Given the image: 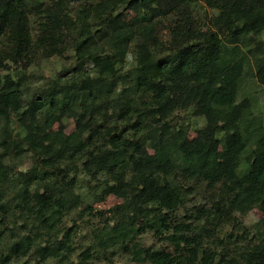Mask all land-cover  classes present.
I'll return each instance as SVG.
<instances>
[{
	"label": "trees",
	"instance_id": "16d2710c",
	"mask_svg": "<svg viewBox=\"0 0 264 264\" xmlns=\"http://www.w3.org/2000/svg\"><path fill=\"white\" fill-rule=\"evenodd\" d=\"M203 1L214 11L205 21L200 0H0V121L17 151L34 157L16 186L0 134V242L12 204L26 202L57 228L74 190L103 177L85 200L113 194L122 203L95 234L133 261L264 264V100L245 91L250 77L264 89V0ZM69 55L65 77L30 91V66ZM254 209L263 216L252 242L228 235L220 250L202 245ZM148 231L175 251L145 245ZM69 248L59 239L41 252ZM68 264H92L90 250Z\"/></svg>",
	"mask_w": 264,
	"mask_h": 264
},
{
	"label": "rangeland",
	"instance_id": "374dc122",
	"mask_svg": "<svg viewBox=\"0 0 264 264\" xmlns=\"http://www.w3.org/2000/svg\"><path fill=\"white\" fill-rule=\"evenodd\" d=\"M52 0H48L49 3ZM200 4L196 7L197 15H200L202 21H205V12L207 11L209 17L214 14V11L207 6V4L200 0ZM203 5V6H201ZM132 15L131 11L125 12L126 19H129ZM209 19V18H208ZM208 21V20H207ZM130 56V60H131ZM75 65L74 58L69 55L66 56H54L49 58H41L30 66L24 73H26V82L30 91L38 92L42 87H46L51 81L65 77L66 71L72 69ZM7 70V69H6ZM13 75L20 73L10 63V68ZM7 70V71H8ZM245 82V91L249 90L252 94L259 97V100H264V89L255 81V78L250 77ZM262 105V103H261ZM181 117L186 115L185 112H180ZM199 122L203 125V121ZM60 125H56L55 129ZM67 133H71L75 130V122L72 118L65 120L64 125ZM4 122L0 121V134H4ZM3 133V134H2ZM195 131H191V137L195 135ZM5 137V136H4ZM6 138V137H5ZM16 132H13L12 139H16ZM7 147L3 148V152L6 156V165L9 166L11 176L16 178V186H19L25 177L22 173L29 170L33 163L34 157L29 152L19 153L14 147L12 140L6 138ZM83 169H79V173ZM70 176L74 175L69 172ZM90 177L85 178L81 188L74 190V195H71L72 206L69 209H64V214L58 221V227L49 229L45 223L37 218L35 212L30 211L26 207V202L19 204H12L9 220L3 227L4 234L3 239L0 242V264H68L70 261L78 262L81 259L82 253L86 250H90V262L92 264H152L150 262H135L132 260V256L129 252L124 251L118 247V244L107 245L101 239H99L95 231L99 227L108 225L111 220V209L122 203V199L116 195L110 194L105 200H85V197L89 195L91 188L95 187V184L100 187L105 182V178L100 177L93 179L90 183V188L87 184ZM43 182H37L33 184L31 188L42 186ZM30 188V189H31ZM31 189V191H32ZM76 195H79L77 198ZM202 196V195H201ZM195 200V197H194ZM190 205L189 207H191ZM185 210L182 209L181 215H185ZM187 213V212H186ZM262 212L259 209H254L247 216L238 217L236 220H232L229 225H225L224 232L218 236V239L205 237L202 245H213L217 242V247L228 241V235H233L232 239L245 242H252L256 239L253 236L255 232L254 223L262 217ZM181 220L187 221L186 217H181ZM141 223V222H140ZM142 224V223H141ZM248 227L247 230H245ZM250 232V235H248ZM67 234L70 236L66 237ZM29 237V238H28ZM66 240L69 243L70 248L64 250V254L58 257L46 258L41 252V247L48 244L54 245L57 240ZM145 245L152 246H164L171 251H175V246L170 242L162 240L159 236L147 232L140 238ZM27 241L31 243V247H25L24 249L12 252V246L20 241ZM210 242V243H209ZM215 246V245H214ZM221 247L218 249L220 250Z\"/></svg>",
	"mask_w": 264,
	"mask_h": 264
}]
</instances>
